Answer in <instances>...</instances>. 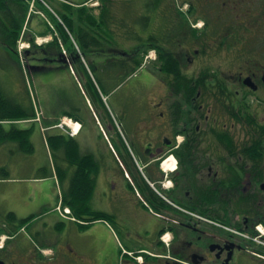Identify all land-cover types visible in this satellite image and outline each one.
Segmentation results:
<instances>
[{
	"label": "flooded vegetation",
	"instance_id": "1",
	"mask_svg": "<svg viewBox=\"0 0 264 264\" xmlns=\"http://www.w3.org/2000/svg\"><path fill=\"white\" fill-rule=\"evenodd\" d=\"M159 18L161 30L144 42L143 75L111 91L117 121L95 102L117 154L97 130L103 160L93 195L126 200L132 212L121 225L142 221L146 231L127 238L142 261L122 264H264V0H164ZM175 68L188 78L164 74ZM167 157L173 168H164ZM65 163L68 191L75 167L68 157ZM3 177L0 264H118L112 254L120 247L106 238L101 245L90 240L79 258L60 245L45 256L22 233L19 211H33L32 188Z\"/></svg>",
	"mask_w": 264,
	"mask_h": 264
},
{
	"label": "crops",
	"instance_id": "2",
	"mask_svg": "<svg viewBox=\"0 0 264 264\" xmlns=\"http://www.w3.org/2000/svg\"><path fill=\"white\" fill-rule=\"evenodd\" d=\"M163 1L164 0H49L50 4L52 2L53 5L60 8L62 11L66 10L68 5L70 7H74V16L76 18L79 15L76 9L79 7H85L91 11H94L96 15L98 14L99 24H101V27H98L99 34L104 35L105 39L126 41L124 44L122 43L120 45L121 48L124 49H130L133 47V44H130L128 41L146 38L145 35L148 34L146 32L148 29L146 28L145 24L148 21H146L144 18L148 17L150 14V12H148L147 6L152 4L155 5V12L157 15H159L160 5ZM51 11L46 9V13L48 15L46 17L42 13L33 14V37H54L53 33L55 30L52 29L50 23H53L56 26L61 21L58 19L57 14L53 10ZM88 11L80 10L81 15H83L82 18H85L88 15ZM152 17L153 16L151 15V18ZM75 23L76 25H80L81 22L77 20ZM118 46L117 44L105 46L102 52L93 48L87 49L86 51L88 52V56L90 58L89 63L98 65L99 62L105 61L107 57L111 55H117ZM93 56L99 59L92 58ZM77 65L78 70L81 71L83 68L82 63L77 62ZM33 71L35 72V75H41V69L38 68V66L33 67ZM50 71L53 72L51 76H41L42 81L47 88H49L51 85L64 86L66 81H70L76 85L82 96H84V93L80 89L78 83L79 77H76V74H73L70 71L68 65H63L61 62H58L56 65L49 67V69H46L45 72L43 71L42 73ZM81 74L82 77H84V74ZM43 102L47 105L55 106L52 103L49 92L45 94ZM86 103L87 101L85 99V105ZM76 106L77 105L75 104H70V107L76 108ZM47 110L49 111V116L46 117V131L42 129V126L39 123H36L37 129L35 130V127L33 128L32 140L34 143L35 139H40L44 145L48 158H50L51 153L45 132L49 131L52 136L63 134V129L54 127V125L57 123L56 121L61 119V116L64 115V111L68 109L64 110L63 113L62 111L59 113L51 111L49 108H47ZM83 120L85 123L79 134H77L80 147L84 152H92L96 156H99L97 147L93 149L90 148L88 146V141L91 137L95 136L94 133L96 130H101L100 126H97L94 118L91 115L86 114ZM104 139L105 141H108L106 137ZM33 182H28L29 186L32 188L31 195H33V212L21 210L19 211V215L25 218L33 214L35 217L33 219V223H35V229L37 230L40 238L44 239V246L47 248V254L53 253L54 250H56L60 245L63 248V251L68 252L69 254L72 253L76 258H79V256L85 255L87 249L89 248L88 245L92 246L100 243L98 241L105 233L109 234V237H106L107 242L112 240L116 243V245L118 244L117 235L115 233L117 232L115 230L116 228L113 229L112 226L107 224V221H97L90 224L89 226L81 227L78 221L63 218L60 215L58 210L55 208L57 205V194L59 192V185L56 176L50 175L45 177L40 175L33 177ZM106 210L112 214H115L114 208L112 207H109ZM118 216L120 217V223L122 220L127 218L125 213H119ZM98 223H101L102 225ZM145 232L144 223L142 221L137 224L136 228L126 229L127 236L132 234L141 237V235H144ZM56 236L57 239H59L58 241H55ZM82 236L89 238L88 240H91L92 245L90 242H86L85 239L82 240ZM49 241L57 242L58 244L55 246L53 242L49 244Z\"/></svg>",
	"mask_w": 264,
	"mask_h": 264
},
{
	"label": "trees",
	"instance_id": "3",
	"mask_svg": "<svg viewBox=\"0 0 264 264\" xmlns=\"http://www.w3.org/2000/svg\"><path fill=\"white\" fill-rule=\"evenodd\" d=\"M31 0H0V41L8 46L14 53L18 54V41L23 33L24 27L29 24ZM74 7L69 5L66 10L59 8V14L63 23L57 24L58 32L53 41L48 44L58 47L61 50V42L68 45L71 52V58L77 59L76 48L73 47L72 36L75 37L76 43L84 51L93 48L102 51L107 45H121L126 41L105 39L104 35L99 34L98 14L88 8H77L78 17L74 16ZM81 11H88V15L82 18ZM83 19V21H82ZM79 20L80 25H76L75 21ZM29 41L35 42L34 37H30ZM144 39H135L134 51L129 55H111L105 61H101L98 65L91 64V75L87 72L88 84L94 87L97 82L103 92H107L115 88V86L123 83L129 76L134 74L143 64L144 55ZM78 60V59H77ZM171 79L181 81L188 78V74L180 68L172 69L164 72ZM175 86V85H174ZM175 90L182 95H187L189 88L176 87ZM35 116V110L32 106L28 109L20 102L6 95L0 88V145L3 143H17L22 151L27 153L34 152L35 146L31 140L32 128H20L15 123H11L8 129L4 121L29 119ZM248 122H252L251 117H247ZM51 152L53 155L54 166L57 175L64 180L68 173V167L62 166L59 162L63 158L68 157L70 165L75 167V172L71 180L70 190L64 191L63 203L72 208L73 214L77 218L87 219L88 221L107 219L113 217L109 212L98 210L91 205V198L96 184V171L100 163L93 154H83L79 150V144L71 138L67 141L64 135L49 137ZM69 155V156H68ZM61 156V157H60ZM63 156V158H62ZM65 160V159H64ZM5 175L9 176L8 169L2 167ZM27 220H23L25 223ZM82 227L86 225H81Z\"/></svg>",
	"mask_w": 264,
	"mask_h": 264
},
{
	"label": "rangeland",
	"instance_id": "4",
	"mask_svg": "<svg viewBox=\"0 0 264 264\" xmlns=\"http://www.w3.org/2000/svg\"><path fill=\"white\" fill-rule=\"evenodd\" d=\"M48 3L50 4L49 0ZM149 3V2H148ZM147 3V5H148ZM51 9L60 17L59 14V8L56 7L55 5L52 4L51 2ZM153 5V4H152ZM148 5L147 9L148 12H150L149 16H153L155 12V5ZM31 8V4H30ZM46 6L43 0H36V6H35V11H32V16L30 19L29 24L27 25V30L24 33V30L26 27L23 29V33L18 41V54L14 53L8 46L4 45L3 42L0 41V88L4 91V93L13 99L17 100L21 104H23L24 107L31 109L32 106L35 109V113L38 116L41 117V121H35V122H30V121H21L17 124L18 127L20 128H34L35 130L37 129V124H42L43 126L46 125V117L49 116V111L47 108H49L51 111H55L57 113L63 111L65 109L71 110L70 104H75L80 107L78 109V113L80 114L81 111L84 114L85 111L88 112L89 115V109L86 108L89 105H85V100L76 85L70 81H66L64 83V86H56V85H51L49 88H47L42 81V75L44 76H51L53 74L52 71L42 73L43 71L45 72L46 69H49V67H52L56 65L59 61V51L61 50L58 47L51 46L48 43H44L42 45L37 44L38 39L35 37V42L29 41L30 37H33V14L35 13H42L45 17L48 16L46 13ZM48 10V9H47ZM146 19V18H144ZM148 19H151L148 18ZM62 20V19H61ZM161 18H159V21L157 23H151L148 24L146 28L148 29L146 32L145 36L151 35V32H158L161 30L160 23ZM58 26L56 25V28ZM57 33L58 28H57ZM55 37V36H54ZM42 39V37H40ZM54 39H51L53 41ZM39 40L38 42H40ZM145 41V40H144ZM143 41V43H144ZM73 42V47L76 48V45ZM64 46V48L67 51L66 54H64L65 59L67 60L71 56V52L68 48V45L61 42ZM76 52L80 53L81 59L80 63H82L83 68L81 71L78 70V65L77 61L72 59V67L73 70L70 69V71L73 74H76V77H79L81 84L84 86V89L86 91V95L88 98L91 99L92 105L95 108V102L98 99V97H101V99L105 102L103 96H110L109 102L111 103V97H114L113 95H110L109 93H104L103 90L100 88V86L96 83H94V87L90 86L86 78L82 77L83 73L85 76H87L88 71L91 75V65L89 63V56L83 55V52L77 51ZM92 58L99 59L95 56ZM91 58V59H92ZM100 61V60H99ZM62 64V63H61ZM38 66V68L41 69V75L37 76L35 75V72L33 71V67ZM145 69H141L137 75L129 81L131 83L134 79L137 77H141L144 73ZM40 74V73H39ZM80 86V85H79ZM81 89V87H80ZM82 90V89H81ZM50 93V98L52 100V103L55 106L47 105L43 102V98L46 93ZM106 103V102H105ZM46 106H45V105ZM111 105V104H110ZM112 106V105H111ZM47 107V108H46ZM81 110V111H80ZM66 113V111H64ZM97 112V111H96ZM61 113V114H62ZM60 120V119H59ZM56 121L57 123L59 122ZM76 118L73 119L75 121ZM12 124L6 123V127L9 129ZM97 132H95V136L91 137L90 140L88 141V146L90 148H96L98 144L97 137L99 138L98 134L96 135ZM46 134H51L49 131L46 132ZM111 134V133H110ZM97 136V137H96ZM33 137V131L31 134V139ZM33 142V140H32ZM34 152L32 153H27L25 151H22L18 144L8 142L7 144L3 143L0 145V167L1 166H6L9 172L10 179L9 181H26V182H33V177L40 176L42 173L45 174L47 169L52 168V162L51 159L48 158L47 153L45 151L44 145L40 139H35L34 141ZM52 155V153H51ZM62 166H67V163H62V161L59 162ZM62 180V179H61ZM63 182V181H62ZM35 183V182H33ZM61 183V182H60ZM68 184V182H67ZM99 187H106V183L103 181H100ZM47 200V198H46ZM91 205L95 209H103V208H109L112 207L114 208V212H121L124 214L125 209H127L128 213L132 212V207L129 205V203L124 200L120 201L118 200V197L113 198L112 196H107L106 198H103V195L98 192L96 195L91 198ZM14 202H8L6 207L8 209L13 208ZM105 210V209H104ZM119 216L117 214H114V217L111 218L110 222L115 226L116 235L118 237V246L122 243L123 246L126 248L128 247V242L126 238H128L126 235V227L121 225L119 221ZM102 225L101 223H98ZM28 231L27 233L30 236H33V241L38 242V232L35 229V223L29 225V227L26 228ZM65 231V230H63ZM16 232L15 229L13 231H5L1 234V236H4L5 239L8 238V236L13 235ZM106 235V236H105ZM109 237L108 233H105L103 237L99 239L98 242H100V245L105 242V238ZM111 239V238H109ZM52 240V238H51ZM57 236L55 238V241H58ZM41 243H44V239L40 240ZM53 241H49V244H51ZM54 245L57 244V242H53ZM109 244H112L115 248L116 243L113 242L112 240L109 242ZM111 246V245H110ZM120 247V250H118V253H116L112 258L115 259L118 264H122L124 260H130V256L128 255H123L122 254V247Z\"/></svg>",
	"mask_w": 264,
	"mask_h": 264
},
{
	"label": "bare ground",
	"instance_id": "5",
	"mask_svg": "<svg viewBox=\"0 0 264 264\" xmlns=\"http://www.w3.org/2000/svg\"><path fill=\"white\" fill-rule=\"evenodd\" d=\"M68 122V120H66ZM74 127L77 129L78 124H75ZM170 163V161L165 162V164Z\"/></svg>",
	"mask_w": 264,
	"mask_h": 264
}]
</instances>
